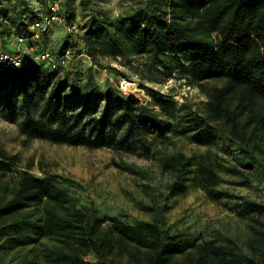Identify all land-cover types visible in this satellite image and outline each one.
Listing matches in <instances>:
<instances>
[{
	"label": "trees",
	"instance_id": "obj_1",
	"mask_svg": "<svg viewBox=\"0 0 264 264\" xmlns=\"http://www.w3.org/2000/svg\"><path fill=\"white\" fill-rule=\"evenodd\" d=\"M34 1L0 0L2 52L13 51L7 40L31 35L33 21L52 0ZM128 1L129 8L111 17L97 9L96 1L79 0L84 21L78 25L79 43L66 35L58 50L51 51L60 57L69 50L73 59L68 68L51 69L35 61L0 71V111L11 121L22 116L20 132L29 138L87 149L140 148L149 155L148 136L173 144L174 138L200 134L223 116L237 127L236 115L223 114L212 103L199 111L151 87H144L151 100L140 102L100 85L92 67L77 69L78 56L98 66L120 60L131 69L140 60L142 69L165 78L182 73L196 82L225 79L240 89L237 109L248 114L242 130H250L247 139L233 133L229 145L264 180V150L257 137L264 119H253L256 100L264 101V0ZM75 2L64 0L58 13L70 32L78 17ZM159 155L161 172L170 181L159 195L145 185L150 201L142 210L149 220L101 214L93 203L82 202L76 181L21 171L12 186L0 185V251L37 249L42 264H264V196L223 188L206 191L210 201L229 206L247 221L252 236L245 248L207 225L201 231L169 225L166 213L172 201L191 187L212 183L216 173L197 154ZM11 170L0 162V174ZM234 172L243 179L239 184L251 186L248 174ZM87 256L95 261L88 262ZM27 257L22 264H38Z\"/></svg>",
	"mask_w": 264,
	"mask_h": 264
},
{
	"label": "rangeland",
	"instance_id": "obj_2",
	"mask_svg": "<svg viewBox=\"0 0 264 264\" xmlns=\"http://www.w3.org/2000/svg\"><path fill=\"white\" fill-rule=\"evenodd\" d=\"M94 1L97 9H104L111 17H115L130 6L128 0ZM33 2L35 5L34 0ZM75 3L78 16L73 24L76 25L75 29L70 32L64 21L55 22L47 34L36 42L25 43L24 48L29 49L32 46L34 55L40 49L55 52L66 35H70L75 43H79L81 32L78 25L84 21L81 18L79 0ZM44 11V14L48 12V5ZM19 37L21 35L7 40V46L16 49ZM2 49L3 43L0 41V50ZM78 57L76 68L85 71L92 67L95 77L102 86L117 88L140 102L151 100L144 89L151 87L161 93L170 94L178 103H188L199 111L207 110V104L212 103L221 109L223 114L234 113L237 127L223 116L216 122H209L200 134L191 133L174 138L173 144L158 143L148 136L146 141L151 147V154L146 155L140 148L132 152L107 147L87 149L29 138L20 132L22 116L11 121L0 111V162H5L12 168L10 172L0 174V185L12 186L23 170L41 178L48 176L57 179L68 178L80 185L77 195L82 202L93 203L101 214L122 215L130 220L134 218L149 220L150 215L142 210L143 205L150 201L149 190L145 185L154 187L156 194L159 195L165 192L170 181L169 175L161 172L159 153L182 151L188 155L197 154L214 170L216 179L212 183L203 182L196 188L191 187L187 193L176 197L171 203V209L166 213L167 223L169 225L177 223L179 228L191 225L197 231H201L207 225L245 248L246 241L252 236L247 221L232 212L229 206L210 201L206 192L211 188H223L253 198L261 194L264 196V180L252 166L240 162L234 151L236 148L229 145L233 133L238 137L243 133L245 139L249 138L250 130H242L248 114H241L237 109L240 89L225 79L196 82L191 76L182 73H176L171 78H165L160 74L154 75L142 69L144 67L140 65L143 61L140 60L133 61L135 68L131 69L122 66L120 60L118 62L106 60L104 65L98 66L83 55ZM253 109L255 122L260 118L264 119L263 100L257 99ZM257 137L264 150V129L258 132ZM239 138H236L235 143H239ZM116 164L132 167L141 174L133 175L123 171ZM235 169L250 176L251 186L239 184L243 179L234 172ZM2 187L0 186V194ZM29 250L26 248L13 252L0 251V264H22L26 256L42 264L37 249L31 253ZM86 259L88 262L95 261L93 256H87Z\"/></svg>",
	"mask_w": 264,
	"mask_h": 264
},
{
	"label": "built area",
	"instance_id": "obj_3",
	"mask_svg": "<svg viewBox=\"0 0 264 264\" xmlns=\"http://www.w3.org/2000/svg\"><path fill=\"white\" fill-rule=\"evenodd\" d=\"M63 2L64 0H52L48 6V12L33 21L30 29L31 35L29 37H19L17 48L12 52L0 51V71L19 69L23 65L35 61L43 63L51 69L67 68L68 63L72 59V54L69 50L63 56L57 57L49 49H40L34 55L32 46L29 49L24 48L25 43L38 41L55 22L63 21L58 14ZM75 28L76 25H72L69 29L73 30ZM122 89L125 90V88Z\"/></svg>",
	"mask_w": 264,
	"mask_h": 264
},
{
	"label": "bare ground",
	"instance_id": "obj_4",
	"mask_svg": "<svg viewBox=\"0 0 264 264\" xmlns=\"http://www.w3.org/2000/svg\"><path fill=\"white\" fill-rule=\"evenodd\" d=\"M126 85H127V83H126Z\"/></svg>",
	"mask_w": 264,
	"mask_h": 264
}]
</instances>
